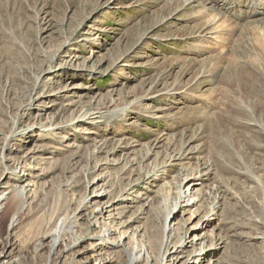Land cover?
Segmentation results:
<instances>
[{
    "label": "rangeland",
    "instance_id": "rangeland-1",
    "mask_svg": "<svg viewBox=\"0 0 264 264\" xmlns=\"http://www.w3.org/2000/svg\"><path fill=\"white\" fill-rule=\"evenodd\" d=\"M263 13L264 0H0V184L24 166L32 191L11 232L0 213L16 264H127L142 244L134 264H191L197 245L164 256L180 237H203L196 264H264ZM61 220L77 253L107 229L124 246L49 258L37 244Z\"/></svg>",
    "mask_w": 264,
    "mask_h": 264
},
{
    "label": "bare ground",
    "instance_id": "bare-ground-1",
    "mask_svg": "<svg viewBox=\"0 0 264 264\" xmlns=\"http://www.w3.org/2000/svg\"><path fill=\"white\" fill-rule=\"evenodd\" d=\"M258 6H261V4H259ZM261 8L262 7H260L259 10H261ZM17 168L15 169V171H12L8 174L9 178L15 182L14 185H8L4 189L2 187V185L0 184V213L2 212V210L4 209V207L7 203L9 206V212L11 213V216H10V219H9V222L7 225V231L8 232H11L17 226V224L19 222V220H18L19 214L21 213V209H23V204L25 203V199L30 198L31 193H32V191L30 189L24 188V185H18V184L22 183L23 179L28 175H27V170L24 166H22L19 171H17L18 170ZM29 185H31V184L28 183L26 185V187H29ZM185 194H186V191L182 192V194L179 193V195L177 197L179 202H184L183 200L181 201V199H183L182 196L189 197L188 202L190 200L194 199L192 197L193 195H191V193L187 194V195H185ZM97 197H100V196H97ZM21 205H22V208H21ZM182 205L180 206V204L176 203L174 205V208L176 209L178 207L179 209H181L183 207H191V206H189L190 204H187V202L185 205L184 204H182ZM192 205H194V202L192 203ZM174 208H172L173 210H170L168 216L164 220L163 230H164V233H166V234L172 233V231H174V226H175L174 222L171 220L167 224V220L169 218V215L174 211ZM102 212H103V210H102ZM106 212H108L107 208L104 209V213H106ZM65 221L61 220L60 222H58V224L54 230H48L47 233L43 234L41 236V240L37 244L38 249H42V247L44 246V243L47 242L46 240H48L47 247H48V257L49 258L56 257V256H57V258H62L64 256V254L69 252L70 257H71V261L73 262V260L76 258V256H81L89 250L94 251L97 247L111 249V248H119V247L124 246L122 241H121L122 237L120 236L119 239H110V235L112 234V232L114 230L107 229L106 231H104L103 233H101L100 235H98L96 237L92 236L91 239L95 240L93 243L94 246L90 244L89 248H88L89 250L77 253L74 251V249L76 248L74 246L77 245L78 243H80L79 239H77L76 241H74L72 243L73 246H71L70 244L69 245L63 244L62 236H63V233L65 231V230H63ZM183 225H185V224L183 223ZM73 228H74V226H70L68 229H73ZM113 234H114V232H113ZM168 238H169V236H168ZM109 239H110V241H109ZM200 240L203 241V237L198 238V242H196L195 237H193V239H191L190 241H189V238L183 240V237H180L179 241L177 242L178 244H176L173 247V248L176 247L175 248L176 250L174 249V251H172V252L165 250L164 256L167 255V257H169V256L173 257L174 256L173 254L178 252L179 248L181 249L183 247H187V245H191L193 247L197 245L199 247L197 249V251L199 253L198 254L194 253V255H192V257H191L192 259H195V262L193 261L191 264H193V263L196 264L200 261V258L203 257V255H204V248H203V245L201 244ZM166 242H167V239H166ZM0 246H1V248H0L1 249L0 250V264H16L19 262V259H13L12 254H11L12 249L9 250V248H11L12 244L9 243V246H5V247L2 245H0ZM6 247H7V249H6ZM165 247H166V244H165ZM167 247H168V245H167ZM60 248H62V250H60ZM161 248H162V246L160 247L159 250H161ZM136 249H133L131 252V251H128V248L124 247L123 250L128 253L127 264H134V263L141 260L142 254L145 255L146 247L143 244L140 245L138 251ZM171 260H169V261H171ZM114 261L115 260H113V256H108V257L99 256L97 259H95V262L93 264H112V263H114ZM167 262H168V260L163 259V257H162L161 259L158 260L157 264H167ZM74 263L75 264H81L80 262H74ZM147 264H148V262H147Z\"/></svg>",
    "mask_w": 264,
    "mask_h": 264
}]
</instances>
